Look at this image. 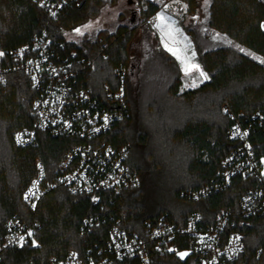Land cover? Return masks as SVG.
<instances>
[{
  "label": "trees",
  "instance_id": "trees-1",
  "mask_svg": "<svg viewBox=\"0 0 264 264\" xmlns=\"http://www.w3.org/2000/svg\"><path fill=\"white\" fill-rule=\"evenodd\" d=\"M142 1L145 7L139 6L138 23L68 41L66 32L84 25L115 0H87L83 8L67 7L55 19L32 0H0V53L28 43L45 30L63 55L75 51L84 60L81 81L96 93L106 83L115 87L116 69L126 68L128 117L104 139L115 146L130 145L128 162L141 179L139 187L119 195L102 194L96 204L94 195L72 194L58 187L47 193L32 214L23 192L36 175V160L43 163L52 182L72 142L38 132L35 144H15L14 133L34 125L37 92L26 74H7L0 80V232L14 216L35 219L42 229L29 244L6 250L2 264H46L51 257H64L88 242H106L112 216L124 217L128 229L144 232L146 220L167 216L184 224L198 212L213 223L222 210L234 214L236 229L244 235L243 263L264 264V214L250 218L239 214L241 196L258 186L257 180L236 177L227 190L197 202L183 197L185 190H199L217 181L223 160L236 147L228 137L233 119L224 107L244 122L255 112L264 113V3L207 0L203 5V0H182L190 22L181 23L208 79L181 92V67L148 24L160 4ZM250 144L261 158L264 126L252 131ZM98 214L107 221L83 237L82 223ZM173 245L172 250L151 251L150 264H196L190 240L179 238ZM113 264L141 262L126 259Z\"/></svg>",
  "mask_w": 264,
  "mask_h": 264
},
{
  "label": "built area",
  "instance_id": "built-area-1",
  "mask_svg": "<svg viewBox=\"0 0 264 264\" xmlns=\"http://www.w3.org/2000/svg\"><path fill=\"white\" fill-rule=\"evenodd\" d=\"M32 1L51 19L67 7L80 9L87 4V0ZM156 20L155 13L148 24L153 26ZM83 61L75 51L63 55L45 30L35 34L28 43L0 53V80L4 81L11 72H21L29 77L37 92L32 108L34 125L18 129L13 135L15 144L18 147L35 144L38 132L72 142L52 182L48 181L43 163L36 162V175L23 194L32 214L37 212L47 193L58 187L72 194L94 195L96 204L102 194L119 195L140 186V176L128 162L130 145L115 146L104 139L128 117L127 70L118 67L117 85L106 83L102 92L96 93L81 81ZM224 110L233 119L228 137L236 142V147L223 160L217 181L199 190H185L183 197L197 202L227 190L236 177L255 179L258 186L247 189L239 200V214L243 218L263 215L264 166L251 147L250 137L257 126H264V113L255 112L244 122L228 106ZM110 220L113 224L108 229L106 242H88L64 257H51L46 264H113L126 259L150 264L151 251L172 250L179 238L190 240L196 264H244L245 238L236 229L234 214L228 210H222L213 223L206 222L198 212L190 214L184 224H177L167 216L146 220L144 232L128 229L124 217L112 216ZM106 221L100 214L86 218L80 227L81 235L88 238ZM41 229L42 224L35 219L10 218L4 232H0V264L6 250L29 244Z\"/></svg>",
  "mask_w": 264,
  "mask_h": 264
},
{
  "label": "rangeland",
  "instance_id": "rangeland-1",
  "mask_svg": "<svg viewBox=\"0 0 264 264\" xmlns=\"http://www.w3.org/2000/svg\"><path fill=\"white\" fill-rule=\"evenodd\" d=\"M152 1L158 2L160 4V8H162L165 5L166 6L165 8H170L178 12L177 14L179 15V18L183 19L184 20L183 22H185L186 24L190 22V15L186 13V3L183 2L182 0H152ZM206 2L207 0H203V5H205ZM139 6L142 8L145 7V4L142 0H115L114 3L105 5L97 16L90 19L84 25L76 28V29H80V33H77L75 31L76 29L66 32V38L68 41H77L86 34L91 36L97 34L102 30L114 32L117 26L120 24L138 23L140 19ZM157 38L159 39V37ZM159 40L161 45H165L169 47L168 45H166L165 40L162 37ZM167 50L169 51V53L171 54L173 53V57H174L175 53L173 49L168 48ZM187 52L190 56L192 57L195 56V52L192 47H189V44H188ZM247 52L252 56L260 59L261 61L263 60L262 57H258L257 55L250 53L249 51ZM180 64L181 67H183L182 69L184 70L185 69V67L183 66L184 63L181 61ZM185 74L186 73H184V75ZM203 74L204 75H201V73L189 72L185 77H183V73H182L181 75L182 86L180 91L184 92L187 88L195 87L201 84L207 77L205 73ZM38 160H36V162ZM261 161L264 166V155L261 157ZM36 162H35V169H36ZM183 254L184 255H181L182 257L188 255V253H183Z\"/></svg>",
  "mask_w": 264,
  "mask_h": 264
},
{
  "label": "crops",
  "instance_id": "crops-1",
  "mask_svg": "<svg viewBox=\"0 0 264 264\" xmlns=\"http://www.w3.org/2000/svg\"><path fill=\"white\" fill-rule=\"evenodd\" d=\"M165 7L160 8L156 12L157 20L155 24L152 26V28L157 33L159 39L162 37L165 40L166 45L169 46L167 47L165 45H162L164 46L163 48L168 53H169V51L167 50L168 48L173 49L175 53L174 58L178 61L180 67H181L180 62L182 61L184 63L183 66L185 67V69L183 70L182 69L183 67H181L183 75L184 73L188 74L189 72L205 73L203 71L202 66L199 63L195 47L189 35L185 32V29L181 23L183 19L179 18V15L177 14L178 12L174 11L173 9L165 8ZM188 44L189 47H192L195 52V56L193 57L190 56L187 52ZM171 55L173 56V53ZM207 79L208 78L206 77L205 80Z\"/></svg>",
  "mask_w": 264,
  "mask_h": 264
},
{
  "label": "snow or ice",
  "instance_id": "snow-or-ice-1",
  "mask_svg": "<svg viewBox=\"0 0 264 264\" xmlns=\"http://www.w3.org/2000/svg\"><path fill=\"white\" fill-rule=\"evenodd\" d=\"M53 15H54V13H53ZM77 33H80V29H76L75 30ZM243 51V50H242ZM201 75H204L203 73H201ZM245 135H246V133H245ZM181 255H184L183 253L181 254Z\"/></svg>",
  "mask_w": 264,
  "mask_h": 264
}]
</instances>
